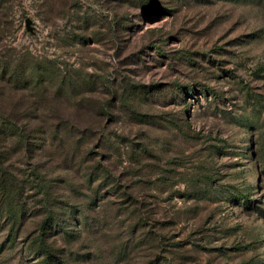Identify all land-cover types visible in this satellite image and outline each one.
Returning a JSON list of instances; mask_svg holds the SVG:
<instances>
[{"label": "rangeland", "instance_id": "1", "mask_svg": "<svg viewBox=\"0 0 264 264\" xmlns=\"http://www.w3.org/2000/svg\"><path fill=\"white\" fill-rule=\"evenodd\" d=\"M5 5L0 38L80 90L42 109L71 139L49 136L34 158H14L24 183L40 172L51 210L27 181L18 240L0 233V264L35 263L27 245L62 201L85 208L89 225L66 215L75 231L51 235L55 264H264V0ZM95 167L116 193L103 179L86 184ZM102 188L112 192L88 207Z\"/></svg>", "mask_w": 264, "mask_h": 264}, {"label": "trees", "instance_id": "2", "mask_svg": "<svg viewBox=\"0 0 264 264\" xmlns=\"http://www.w3.org/2000/svg\"><path fill=\"white\" fill-rule=\"evenodd\" d=\"M5 2L6 0H0V9L6 6ZM4 40L0 38V199L8 201L9 205L7 209L0 208V233L7 230L5 238L8 243L14 244L18 240L16 224L25 213V206L21 205L22 196L26 191L23 189L24 184L28 181L32 188L44 193V205L47 208L49 206L48 210H51L52 202L49 197V185L45 180H39L40 172L33 178L29 177L24 183L20 175L12 170V166L17 162L14 158L20 152L26 157L34 158L36 147L45 149L48 146L49 136L54 139H71L75 134L74 130L65 123H53L51 114H48L50 119H46L44 111L49 110V101L72 99L76 90H80V85L73 82L68 72L64 74L60 69H54L51 60L38 59L30 50H19ZM28 61L30 64L27 66L25 63ZM203 94L208 99L209 92L204 90ZM45 97L48 101H42L40 104L33 101ZM176 124L180 126L179 122ZM37 139L41 140V143H33V140ZM77 155L79 159L81 153ZM100 179L113 184L112 191L116 193L119 184L108 176L107 169L95 167L85 174V181L89 186ZM102 190L103 188L93 192L88 207L96 204V198H106L107 194L112 192L101 194ZM73 191L80 192L78 189ZM56 207L60 210H54L52 213L49 211L46 219L41 221L39 232L27 245L28 256L35 260L33 264L56 263L57 252L55 253L51 245L50 237L58 229L62 232L60 239L65 236L72 237L75 229L65 223L70 217L84 214L82 219L86 226L89 225L87 210L81 205L62 201L57 203ZM68 214L69 219H65Z\"/></svg>", "mask_w": 264, "mask_h": 264}, {"label": "water", "instance_id": "3", "mask_svg": "<svg viewBox=\"0 0 264 264\" xmlns=\"http://www.w3.org/2000/svg\"><path fill=\"white\" fill-rule=\"evenodd\" d=\"M31 21L32 20L30 18H27L26 19V26H27V29L28 30H32Z\"/></svg>", "mask_w": 264, "mask_h": 264}]
</instances>
